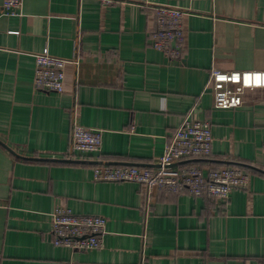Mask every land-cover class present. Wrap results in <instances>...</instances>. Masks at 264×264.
Segmentation results:
<instances>
[{
    "label": "crops",
    "instance_id": "1",
    "mask_svg": "<svg viewBox=\"0 0 264 264\" xmlns=\"http://www.w3.org/2000/svg\"><path fill=\"white\" fill-rule=\"evenodd\" d=\"M157 7L185 14L176 56L151 44ZM39 54L66 61L63 93L35 89ZM212 69L264 71V0H22L0 16V264H264V88L215 108ZM189 112L213 138L189 163L242 165L247 188L220 201L93 179L156 165ZM74 125L101 131L98 152L72 154ZM56 207L103 217L102 246L55 247Z\"/></svg>",
    "mask_w": 264,
    "mask_h": 264
},
{
    "label": "built area",
    "instance_id": "2",
    "mask_svg": "<svg viewBox=\"0 0 264 264\" xmlns=\"http://www.w3.org/2000/svg\"><path fill=\"white\" fill-rule=\"evenodd\" d=\"M22 0H2L0 16H16ZM184 12L169 8L155 9V29L150 33L152 46L166 56H176L184 39ZM175 45L176 48L172 46ZM66 61L48 54L35 56L34 87L43 92L63 93ZM212 88L214 107L235 108L242 105L246 90L264 88V71H221L212 69L208 79ZM211 126L196 120L189 112L169 136L163 154L153 167L115 166L100 164L93 168L97 182H134L148 193L162 190L168 193H187L224 201L236 188H247L249 174L234 167L204 169L187 163L208 159L212 148ZM100 130L74 125L71 132L72 154L89 155L100 150ZM51 216V241L55 247L72 251L97 250L106 233V220L96 215H77L56 207ZM70 264V263H64Z\"/></svg>",
    "mask_w": 264,
    "mask_h": 264
},
{
    "label": "trees",
    "instance_id": "3",
    "mask_svg": "<svg viewBox=\"0 0 264 264\" xmlns=\"http://www.w3.org/2000/svg\"><path fill=\"white\" fill-rule=\"evenodd\" d=\"M199 160H202V159H194V160H191V161H188L187 163H192V162H194V161H199ZM204 160V159H203ZM189 163V164H190ZM242 165H238L237 164V166H233L234 168H237V169H240V170H242L243 172H245V173H247V169H245V168H243V167H241Z\"/></svg>",
    "mask_w": 264,
    "mask_h": 264
}]
</instances>
